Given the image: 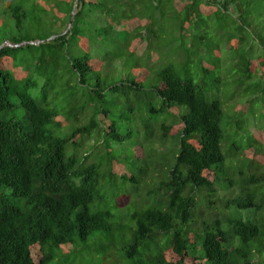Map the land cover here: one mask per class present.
Masks as SVG:
<instances>
[{
  "label": "trees",
  "instance_id": "trees-1",
  "mask_svg": "<svg viewBox=\"0 0 264 264\" xmlns=\"http://www.w3.org/2000/svg\"><path fill=\"white\" fill-rule=\"evenodd\" d=\"M0 3V264H264V0Z\"/></svg>",
  "mask_w": 264,
  "mask_h": 264
},
{
  "label": "rangeland",
  "instance_id": "rangeland-1",
  "mask_svg": "<svg viewBox=\"0 0 264 264\" xmlns=\"http://www.w3.org/2000/svg\"><path fill=\"white\" fill-rule=\"evenodd\" d=\"M4 5V4H3ZM1 3H0V6H3ZM0 9H1V7H0ZM2 10V9H1ZM0 10V13L2 12ZM6 15V14H5ZM2 17V16H1ZM3 18V20H0V38H2L5 34H8V32L7 31H9L12 27H13V21H12V17L10 18V15L9 16H4V17H2ZM43 24L44 23H42L39 27H38V29H34V28H32V23H28L27 22V24L22 28V34L24 35H29V36H31V35H35V36H40L44 31H45V28H44V26H43ZM68 25H69V23H68ZM68 27V26H67ZM54 29L56 30L57 29V27H54ZM14 30H13V28H12V30H11V32H10V34L13 36L14 35ZM39 42V41H38ZM30 42H28V44H29ZM32 44H34V45H36L37 44V41H34ZM224 46V45H223ZM223 46H222V48H221V53H222V58H223V55L225 54V51H223ZM257 49H255V51H256ZM20 57V56H19ZM223 60L225 61V62H227L226 64L227 65H229L230 64V62L228 61V56L226 57V60L223 58ZM15 63H17V60H16V62ZM226 65V66H227ZM232 92V90H229L228 92H227V95L226 96H228V95H230V93ZM30 93L33 95V96H36V94H37V91L36 90H31L30 91ZM232 101H235L233 98H232ZM232 101H230V102H232ZM231 105H232V103H231Z\"/></svg>",
  "mask_w": 264,
  "mask_h": 264
},
{
  "label": "water",
  "instance_id": "water-1",
  "mask_svg": "<svg viewBox=\"0 0 264 264\" xmlns=\"http://www.w3.org/2000/svg\"><path fill=\"white\" fill-rule=\"evenodd\" d=\"M73 16H74V12L72 11L71 15H70V19H69V25L67 27V29L70 27L72 20H73Z\"/></svg>",
  "mask_w": 264,
  "mask_h": 264
},
{
  "label": "clouds",
  "instance_id": "clouds-1",
  "mask_svg": "<svg viewBox=\"0 0 264 264\" xmlns=\"http://www.w3.org/2000/svg\"><path fill=\"white\" fill-rule=\"evenodd\" d=\"M3 45H8V46H10L11 43L5 41V42L3 43Z\"/></svg>",
  "mask_w": 264,
  "mask_h": 264
}]
</instances>
